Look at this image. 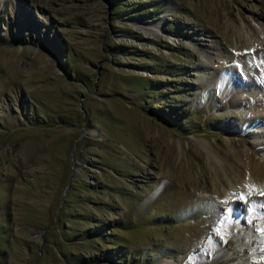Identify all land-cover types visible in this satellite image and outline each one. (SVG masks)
Here are the masks:
<instances>
[{"label": "rangeland", "instance_id": "obj_1", "mask_svg": "<svg viewBox=\"0 0 264 264\" xmlns=\"http://www.w3.org/2000/svg\"><path fill=\"white\" fill-rule=\"evenodd\" d=\"M263 27L264 0H0V264L264 261Z\"/></svg>", "mask_w": 264, "mask_h": 264}, {"label": "bare ground", "instance_id": "obj_2", "mask_svg": "<svg viewBox=\"0 0 264 264\" xmlns=\"http://www.w3.org/2000/svg\"><path fill=\"white\" fill-rule=\"evenodd\" d=\"M262 32H263V40H264V27L262 28ZM261 41H262V39L260 40V42ZM213 50H216L217 51L215 54L218 56V57H216L217 60H218V62H215L216 60L214 61V58L212 56H210L209 62L204 63L203 66H202V68H201V71H200L201 72V78H204L205 75H209V76H211V78H213V80L215 82H218L219 83L221 80H223V81H225V83H226L227 86H230L231 85V82H232V79L230 78L231 76L228 75V77H227L224 74H222V76H221V74H219V72H220L219 65L221 63L223 64L226 61V57H225V55L223 53H221V51H220L219 48H216V49L213 48ZM262 121L263 120H262V115H261V123H262ZM263 123H264V121H263ZM242 156H243V154H242ZM239 178L236 179L235 189H236V187L237 188L240 187L241 183L244 182L242 179H239ZM233 190H234V185H233L232 182H230V189H227V190L226 189H223L224 196H226L228 198L229 197L231 198L232 197L231 195L233 193L232 192ZM234 196H236V195H233V197ZM164 264H174V263L172 261L171 262L165 261ZM255 264H264V261L263 260L262 261H258Z\"/></svg>", "mask_w": 264, "mask_h": 264}, {"label": "snow or ice", "instance_id": "obj_3", "mask_svg": "<svg viewBox=\"0 0 264 264\" xmlns=\"http://www.w3.org/2000/svg\"><path fill=\"white\" fill-rule=\"evenodd\" d=\"M259 195L262 199H264V191L260 192ZM236 203H237L236 201H232L227 212L225 213V215H227L230 220H233V222H235L237 219L235 217V212H236L235 204ZM239 203L241 205H247V207L241 208L242 215H245V216L251 215L255 211V208L250 204L247 198L244 197L243 195H241ZM259 207L261 209H264V204L259 205ZM259 218L261 220V227L258 229V231L260 232L261 236H264V212L259 213ZM262 250H264V248H262Z\"/></svg>", "mask_w": 264, "mask_h": 264}]
</instances>
